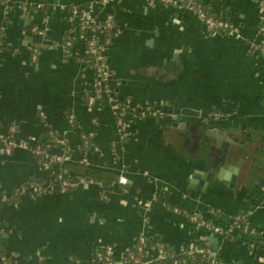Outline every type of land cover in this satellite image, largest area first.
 Instances as JSON below:
<instances>
[{
	"label": "crops",
	"instance_id": "crops-1",
	"mask_svg": "<svg viewBox=\"0 0 264 264\" xmlns=\"http://www.w3.org/2000/svg\"><path fill=\"white\" fill-rule=\"evenodd\" d=\"M13 1L9 11L0 4V132L16 126L19 140L44 139L48 128L64 134L75 155L65 170L75 179L86 172L77 162L81 134L94 132L88 156L104 188L108 176L117 182L125 175L132 185L111 183L107 201L97 186L84 184L35 199L22 196L0 211V229L10 231L3 240L7 254L19 264H94L104 247L114 246L119 257L144 236L173 251L201 241L219 264H264V53L250 50L264 36V3L201 0L234 27L207 36L191 10L147 0H36L43 7ZM74 8L101 19L113 15L121 31L106 49L113 94L134 107L155 105L168 117L129 120L123 141L105 97L89 109L95 71L84 60L86 45L75 40L70 57L63 50L78 29ZM32 44L42 46L37 63ZM185 109L207 117L186 116ZM227 128L253 140L238 175L219 163L216 138L203 150L196 141ZM42 175L29 152L16 149L7 157L0 149V195ZM237 216L247 217L253 234L232 229L228 240L205 227L228 228Z\"/></svg>",
	"mask_w": 264,
	"mask_h": 264
},
{
	"label": "built area",
	"instance_id": "built-area-1",
	"mask_svg": "<svg viewBox=\"0 0 264 264\" xmlns=\"http://www.w3.org/2000/svg\"><path fill=\"white\" fill-rule=\"evenodd\" d=\"M109 1L118 0H103V3H109ZM149 2H158L163 5L171 6L174 8H180L186 0H147ZM35 4L31 6H40L34 0ZM205 24V33L207 36H213L216 33H232L234 27L229 22L223 19H214L207 15L201 8H195L192 10ZM72 23L77 24V30L72 31V38L63 45L64 53L67 56L72 55V48L74 41H81L86 45V52L95 58V81L93 84V92L87 96V105L90 110L95 108L100 100L105 97L112 105L114 114L117 120V126L119 135L123 141L128 140V122L129 120H145V119H164L166 116L159 111L155 105H147L145 107H134L131 102L126 100H120L116 97L111 88V82L113 79L112 72L108 66V58L106 55V49L110 45L111 41L121 34L118 25L115 22L113 15H108L104 18H98L91 10L74 8L71 16ZM34 34L43 35L38 28L32 29ZM108 32L113 34V37H108ZM263 36L260 37V40ZM105 39V42L98 40ZM260 40L253 42L250 45V50L260 51L264 53V44L261 46ZM42 46L40 44H32L30 50L32 51V62L37 63ZM3 52V45L0 43V58ZM40 119L47 126V117L44 113L39 115ZM174 118V115H169ZM76 118L70 115L68 123L71 127H74V121ZM96 124V123H94ZM97 125V124H96ZM75 129V127H74ZM78 129V127H76ZM19 129L16 126H12L7 134L0 132V149L7 157L12 156L16 149L29 152L35 159L39 160L38 163L42 169L46 183L43 187H36L31 185L28 189H33V194L30 195L32 199L50 195L54 193H63L72 189H76L81 185H94L97 186L101 193V199L107 201L109 195L104 192L103 185L100 181L87 180L81 178H73L71 180L64 179L65 173L63 168L70 162L75 160L74 154L70 153L68 147L67 137L54 129L48 128L44 139L37 137H29L27 140H19L17 135ZM95 138L94 132L82 133L81 142L77 147V155L79 158L77 162L84 166H91L92 163L88 156V153L92 150L93 140ZM122 189H125L127 185V179L121 176L118 182L115 184ZM126 191V190H124ZM25 196V195H24ZM27 196V195H26ZM264 196V189H263ZM157 199V196H154ZM146 208L151 207V203L144 205ZM3 207L0 203V210ZM245 221L243 230L247 233H254L248 224V221L242 216H237L233 219L232 224H237L241 220ZM213 234L221 235V229L217 226L205 225ZM1 230V229H0ZM150 238L141 236L138 238L134 246L126 250L122 255L116 257L114 246L108 245L101 251L96 253L95 257L98 258L103 264H161L164 262H170L169 264H186L184 260L180 261L171 255L163 244L156 242L152 246L147 245V240ZM179 255L195 256V254L202 255L203 258L209 257L211 259L210 264H219L217 258L213 253L208 250L202 242L192 241L182 246L178 252ZM39 262L43 261L42 255L38 253ZM0 264H19L17 257L12 255H1Z\"/></svg>",
	"mask_w": 264,
	"mask_h": 264
},
{
	"label": "trees",
	"instance_id": "trees-1",
	"mask_svg": "<svg viewBox=\"0 0 264 264\" xmlns=\"http://www.w3.org/2000/svg\"><path fill=\"white\" fill-rule=\"evenodd\" d=\"M0 4H3L5 9H8V11L11 10L15 5L13 0H0ZM41 6L43 7V4H41ZM198 7L201 8L203 10V12H205L207 15L213 17L214 19H221L218 15L213 13L212 9L209 6L205 5L201 0H186L184 2V4L181 5V7L179 9L186 8V9H189L192 11L193 9L198 8ZM107 36L113 37V34L111 32H108ZM98 41H100V43L101 42L103 43V42H105V39L98 40ZM260 44H261V46L264 44V36L260 40ZM85 54H86V56H85L84 60L86 61V63L88 65L94 66L95 65V58L92 55L88 54L87 52ZM69 117H70V115L68 116V118ZM78 123L79 122L76 119L74 121V127L75 128L77 127ZM68 147L70 149V153L73 154L72 148L69 144H68ZM73 156L75 157V155H73ZM38 161L39 160H37V162ZM74 162H75V160L68 163L63 168V172L65 173L64 179L71 180L74 178L69 173H67V170H65L67 167H70L72 164H74ZM84 167L86 170L84 177H79V178H81V179L84 178L87 180L100 181L103 185V181H105V180L103 179V176L99 171H96L95 169L91 168V166H84ZM107 179H108V181H110V185H108V186L105 185V188L103 186V189H104V192L108 194V192H109L108 190H109V187L111 186V183H114L113 185H115L118 181L116 180L117 182H115L111 176H108ZM45 183H46V179L44 178V175L28 179L27 181H25V182L19 184L18 186L14 187L10 191L9 194H1L0 195V203H2L3 207L6 205H16V204L21 202L22 196L27 195L28 197H31L30 195L33 194V189L30 190V189H28V187H30L31 185L36 186V187H43V185ZM242 217H244V216H242ZM244 219L246 221H248L247 217H244ZM197 220L199 221V219H197ZM244 224H245V221L242 219L241 222L238 223V225L232 224L228 228H220L221 229V235L224 236L228 240L232 239L233 238L232 229L243 230ZM209 225L214 226L213 224H209ZM9 233H10V231L0 230V254L1 255L7 254L6 248L4 247L3 240H4V238H6V236H8ZM156 242H160L161 244H163L165 246V249L171 255L175 256V258L180 260V261L184 260L186 262V264H210V262H211V259L209 257L203 258L202 255H199V254H195V256L179 255L178 254L179 251H173L165 243H163L159 238L156 240L148 239L147 245L152 246V244H154ZM198 242H201V241H198ZM169 263L170 262H164L161 264H169ZM94 264H103V263L100 262L97 257H94Z\"/></svg>",
	"mask_w": 264,
	"mask_h": 264
},
{
	"label": "water",
	"instance_id": "water-1",
	"mask_svg": "<svg viewBox=\"0 0 264 264\" xmlns=\"http://www.w3.org/2000/svg\"><path fill=\"white\" fill-rule=\"evenodd\" d=\"M257 1H262L264 3V0ZM183 114L192 117H207L205 115H201L198 111H193L191 109H185ZM212 119L217 121L228 120V118L217 117ZM172 128L186 129V125H173ZM212 138L217 139L216 145L220 150L222 149L219 163L222 164L225 169L233 170L234 174L238 175L241 173L251 154L250 144L253 140H251L249 136H246L244 133L239 132L236 129L227 128L225 131H208L205 136L198 137L196 141L201 150H203L206 145L211 143ZM124 177L127 179V185H132L131 179L125 175ZM195 178H198V175H194V179Z\"/></svg>",
	"mask_w": 264,
	"mask_h": 264
}]
</instances>
